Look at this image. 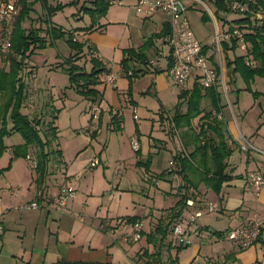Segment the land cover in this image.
<instances>
[{"label": "rangeland", "instance_id": "1", "mask_svg": "<svg viewBox=\"0 0 264 264\" xmlns=\"http://www.w3.org/2000/svg\"><path fill=\"white\" fill-rule=\"evenodd\" d=\"M47 1L51 6H56L58 4L63 6L60 11L51 18V24L55 27H61L63 31L67 32L77 28H85L91 24V16L83 15L79 10L83 4L89 7L90 2L93 0ZM117 1L121 2V5L116 4L114 6H109L111 8L107 13V17H94L93 21H95L96 26H102V28L95 31V34L90 38V42L97 47L98 59L108 66V68L112 67L115 73L118 72L122 51L126 49H134L137 51L142 45L143 37H147V35L149 37L152 31L159 30L162 20L166 18L159 14L155 15L153 19H141V17L138 16V20H135L132 25H129L127 24L128 20L125 11L126 8L133 5L136 0ZM16 2L17 0H7V3H0V11L2 6H7V4H13L15 6ZM70 2H73V4L69 5ZM201 2L215 15L220 31L226 28L222 26L220 19H226L230 23L240 17L236 13H229L226 15L224 12H217L214 5L206 1ZM15 11V15L8 14V16L2 15L0 12V19L3 18L0 22V68L6 70L7 65L4 62L3 55L6 54L8 50L6 46V37L18 13L17 7H15ZM44 16L45 13L40 9L38 4H35L29 18L23 23V27H40L44 29L46 26L43 24ZM187 17L195 37L201 41L202 44L211 42L215 36V30L210 19L204 20L206 17L204 8L199 4H194L189 10ZM140 22L141 24L144 23L143 27H140ZM41 36H45V34L41 33ZM74 37L77 41H81L80 35H75ZM70 53L71 51L67 47L65 41L57 40L52 47L36 51L35 54L26 61L25 68L21 72V77L26 85L27 93L23 104V110L25 109L24 114L29 118L39 119L42 122L39 129L43 137L46 130L45 125L50 123V121L52 122L51 119L54 115L55 108L57 110L61 109L58 115L56 113L57 118L54 120L53 126L56 127L58 132V139L56 142V144L60 145L58 150L60 149V151H62L65 161L69 163V160L79 151H85L86 147H88L85 152L91 156L90 158H92V161H94L93 159L96 160L97 165L85 170L86 175L81 178V184L82 179L83 184L81 190L78 192L80 198L79 205H77L75 212H72V214H70L71 211L69 212V216H71L67 224L63 223L61 225V222L59 223L58 218L55 217L58 216L59 213L53 208H49V206L47 207L51 210V213L48 216L44 209L37 211L20 209L24 205L22 204L23 199H16V201L13 202L7 211L11 212V215L4 221L7 229L5 232L11 240L22 242L24 248H22V246L20 247L19 244L15 245L9 241L4 251L0 249V262L3 264H15V262L21 264V255L15 259L14 254H12L15 253L16 250L20 252L24 249V257L28 259L31 251L36 250L35 247L41 246V248L44 249L47 243V234L51 232L52 236L49 238L48 251L50 252L55 246V230L59 232L61 230L59 234L61 241L70 239L67 234L69 231L70 233H75V237L71 240L74 241L75 244L82 243L90 233L92 236L90 245L93 249H100L101 247L112 244L116 247L120 246L127 251L131 250V252L132 250H138L141 247L147 246V248L151 250L152 245L147 244V237L142 233V230L146 232L148 228L149 220L147 213H149V216H152V214L156 216L154 221L151 220L149 225V231H151L152 236L155 237L154 240H156V244H159L160 241V235L154 234L156 226L160 223L162 226H165L173 215L172 209L168 210L166 208L174 203L176 197L164 194V192L167 191L164 182L161 181L158 187L154 186L155 179L152 176L154 173L158 174L169 167V162L172 160L170 151L173 154H175L177 150L181 152L182 148L177 135H175V138L170 137L168 150H166V143L163 142L166 141V135L163 136L161 133L158 134L157 131H154L151 136L148 135L151 139V143L156 139V145L160 144V149L158 146H155L159 149L158 155H148L146 158L140 160L141 162L147 161L146 159L150 160L144 167L136 166L137 161H139L137 158L138 153L132 149L131 141L129 144L128 136L134 131L137 132L138 129L145 130L146 128L147 131H149L151 125L154 123L161 124L162 129L167 133L174 130L171 121L172 117L177 111L185 113L187 102L182 99L178 100V96L176 95L178 90L167 73H164V79L168 85V90L165 92H155L151 84L152 76L150 77L149 73L145 76L135 78L133 82L137 80L134 82L132 92H129V96H131V98L133 97L135 101L137 119L135 120L134 116H132L133 114L131 112L133 107L131 108L130 105H126L125 108L123 97H120L123 109L121 110L122 112H118V116L123 113L124 125L120 127L119 131L110 128L111 130L109 131L112 134H108V141L106 146L103 147L94 141H90L87 133L90 122L92 120H97L98 113L94 111V106L90 107L87 100L80 97L74 89L69 86L68 77L60 68V65L68 58ZM162 54L164 56L168 54V46L166 44L163 45ZM239 54V48H236L235 51L230 52V57L232 56V58H234L235 55L238 56ZM150 57L151 55H148V60H150ZM151 60L150 62H152ZM83 61L84 60H82L80 64L83 63ZM131 66L132 68L136 67V69H142L143 67L141 64L138 65L136 63H131ZM223 68L226 69L224 59ZM116 82L120 89L118 79ZM226 83H228V81ZM149 85L151 86L148 88ZM247 86L249 88H247ZM146 89L148 92H140ZM114 92L113 89H108L106 91L105 97L108 103L111 102ZM227 96L231 108L227 105L225 97L222 94H220V104L223 106L222 110H224L225 120L231 132L235 134L240 132L254 148L264 151V78L255 76L253 81L247 85L239 74H235L232 83L228 84ZM101 98L98 92V100ZM176 106H178L177 109ZM88 107H90V109ZM203 108L209 110L208 104L204 103ZM94 115L96 118H94ZM154 126L157 127L158 125ZM136 135L138 136L137 133H135V137ZM21 143L22 139L18 134H13L11 137L5 138L4 144L8 148V151L0 158V169L6 168L9 165L11 147ZM54 148V145H51L46 150L49 152L51 150L53 151ZM151 148L154 147L151 146ZM37 153L38 148L32 147L27 157L30 158V161L22 158L14 159L9 169L0 176V188L4 187L7 195H15L16 192L22 190L24 192L25 183L29 181V174L32 176L35 175L33 160L37 158ZM240 153L245 156L247 155L236 151L233 161H235V165L237 166L236 170L243 171L245 168V157ZM251 155L264 163V159L259 155ZM49 163L47 164V168L54 171V161L52 160L51 166ZM169 168L172 169L173 165ZM260 168V171H262L263 167ZM178 192H182L181 188L178 189ZM86 193H89V196H86ZM187 194L191 195V193ZM193 196L192 194L191 197ZM208 197L211 198V195ZM87 198H89V200ZM41 199L40 202H42ZM85 199H87L86 203L83 202ZM69 203L70 200L63 214L67 212ZM81 203H83L82 206L86 208V211L80 208L82 207L80 206ZM208 203L216 204V202L211 199L208 200ZM154 209L157 211L156 213H152ZM59 212L61 215L62 210ZM215 213L216 212L208 213L206 217L205 214L204 217L200 219L201 222L207 220L209 222L213 221L214 223ZM47 216L46 229H43L44 221ZM19 218H22V224ZM132 220H136V223L139 221L143 224L140 231V239L137 242L130 241L128 238L124 241L122 238L124 232L133 233L132 226H130ZM36 221L38 223V229L37 234L34 235L33 232ZM104 221L112 224L121 221L126 222L121 224V227L116 231L109 229L107 233H104V230L102 231L103 226L101 224L99 225V223H103ZM11 222H15V224H11ZM57 225L60 229L56 228ZM180 225L185 228L183 226L185 225L184 222ZM216 225L221 227V224ZM15 226H17V228H15ZM45 234L46 239L43 236ZM167 243H170L172 248L178 246L172 235L167 236L166 241H163L161 244V252L165 250L164 248ZM190 244L185 246L188 247V250L193 247L192 244ZM178 247L180 248L178 253L186 249L180 246ZM172 250L171 257L174 259L176 253L174 249ZM186 254L187 253L183 255L180 254L179 256L183 259ZM33 255H35L34 252ZM161 259H163L162 256ZM32 264H34V262Z\"/></svg>", "mask_w": 264, "mask_h": 264}, {"label": "crops", "instance_id": "2", "mask_svg": "<svg viewBox=\"0 0 264 264\" xmlns=\"http://www.w3.org/2000/svg\"><path fill=\"white\" fill-rule=\"evenodd\" d=\"M258 1H259V4L257 5V7L264 9V1L263 0H258ZM134 4L131 6H128V8H126V11H125V15L128 20L127 24L129 25H132V23L135 20H138L137 19L138 15L135 13V10L133 7ZM38 6L40 7L39 4ZM110 8L111 7H109V9ZM109 9L107 10L105 17L108 16L107 13L109 12ZM153 17L150 19H153ZM260 20L261 21L264 20V17L258 19V21ZM143 25L144 23L141 24L140 27H143ZM164 27H167L168 29L166 18L165 20H162L160 29L157 31H152L149 35L153 36V35L159 34ZM94 34L95 33L93 32L91 34L84 35L80 39L81 41H87L89 44L93 46L94 56L98 59L97 47L95 44L90 42L91 41L90 38ZM150 36L148 37L147 35V37H143L142 45L148 40V38H150ZM154 43H155V46L147 50L145 53L147 56V59H148V55H151L150 60L153 58L151 60L152 62H150V60L147 61L148 62L147 65L142 67V70L146 71V74H143V75L139 74L138 77L145 76L147 75V73H149L150 77L152 76L151 84H152V87L155 89V92H165L168 90L167 82L164 79L165 78L164 73H167V67H168V60L166 58L168 54L167 56H164L162 54L163 45H165V38L155 40ZM210 43L211 42L205 43V45H209ZM223 44L231 47L228 43H223ZM239 51H240V54L238 56H243L245 54L241 50ZM230 52H233V51L224 52L222 50V58L225 60V64L227 62V59L229 60L233 59L232 56L230 57ZM210 53L213 54V51L210 50L209 54ZM158 58H160V60H157ZM102 64L110 72L109 75L103 74L102 76H100V85L97 87V90L100 93V96L102 98L100 100L97 99L98 101L96 100L94 103L88 99H85L83 97L82 98L84 100H87V102L90 104V107L94 106V111L98 110L97 120L96 121L92 120L88 127L89 129L87 133L90 138V141H94L98 143L99 145L105 147L108 141V134H112L109 131L111 130L110 128H113V126L111 125V117L113 114L119 115L118 112H120L123 109V105H122V101L120 97H123V102H124L123 104H125V108H126V105L128 106L130 105L131 108L133 107L132 112H131L133 114L132 116H134V113L136 114V111H135L136 104H135V101L133 100V97L131 98V96H129V92H132L133 84L137 79L133 82V80L135 79L133 78L132 82L129 84V80L125 76L120 66V62H119V68H118L117 73H115L112 67L108 68V66H106L103 62ZM222 64H223V60H222ZM155 69L163 70L164 72L160 74H154L153 71ZM133 70H139V68L137 69L136 67L132 68L131 63H130V71H133ZM130 71H129V74H131ZM228 71L229 70L227 68L226 69L223 68V76H224L225 82L227 81L229 82V77L227 75ZM110 75L114 76V81L111 83L107 81V77ZM117 79L120 84V89L117 86V82H116ZM226 84L228 86V83ZM195 85L197 84L193 80H190L187 85L186 91H179L178 88L176 87L178 90L176 95L178 96L179 93L181 92L190 93ZM150 86L151 85H149L148 88ZM108 89H111V90L113 89L115 91L110 103L107 102L106 97H105L106 91ZM147 89L140 91V92H147ZM204 103L208 104L209 110H205L203 108ZM90 107L88 108L90 109ZM230 108H231V105H230ZM201 109L205 111L212 110L210 103L207 99L202 100ZM24 110L22 109L23 113H24ZM55 110L57 109L55 108ZM57 111H58L57 112V115H58L61 109H58ZM120 116H119L120 117L119 128L122 127V125H124L123 113H121ZM221 116H222V121L224 122L225 127L229 135L231 136V139L234 142V144L228 142V145L233 149V153L227 159V168H226V172L232 177V180L224 183L218 194H215L210 189L206 188L202 183H200L197 186V189L195 191L193 189H189L190 188L189 185L186 182L182 181L181 177L176 174V167L174 168L175 165L172 160H170L169 162V167L173 165V168L171 169L168 167L166 170H163L160 172V173L162 172L165 173V176L163 178L157 177L160 173L158 174L154 173V175L152 176L155 179L154 186L158 187L159 183L162 181L165 183L167 187V191L164 192V194L176 197V199L174 200V203L171 204L170 207L166 208L168 210H171V208H173L176 205V203L180 199V195L185 194L186 188L189 189L188 192L193 193L194 196L187 200H192L194 202V206L192 208L185 207L181 215L182 216L181 220L185 219L194 210L203 208L209 199L216 202L218 209L215 213L214 223L213 221L209 222L207 220H204L201 222L200 219L204 217L205 215L204 214L202 217H200L196 221L194 225H191L189 227V231H188L189 237L188 238L191 241V244L193 246L191 247L192 249L190 248L188 250L187 249L188 247H181V248H186V249H183L182 251L178 253V250L180 249L178 246H176V248H172L171 244L167 243V245L164 248L165 250L161 252L160 248H161L162 241L161 239H159L160 241H159V244L157 243L158 244L157 245L155 242L156 240H154L155 238L154 236L151 237L150 240L146 238L147 244L152 245L151 250L148 249L147 248L148 246H147V247H141L138 250H132L131 252V250L127 251V250L122 249L120 246L116 247V246H113L112 244L106 245L105 247H101L100 249L98 248L93 249V247H91L90 245L92 241V236L90 235V233L87 235V238H85L82 243L75 244L74 241H71L75 237V233L73 232L70 233L69 231L67 234L70 238L68 240L70 241L68 240L61 241L60 235H59L61 230L60 232L58 230H55L54 232L55 238H56L55 244H54L55 246L50 252L48 251H49V238L50 236H52L51 232L47 234V239H46V234L43 235L47 242L45 245L46 247L44 249H42L41 246L39 247L34 246L36 250L31 251V254L28 259L27 257H24L25 256L24 249L23 251L21 250L20 252L16 250L15 253H12L14 254V258L17 259L21 255V262H20L21 264H32L33 262L34 264H264V187L260 188L259 190H255L253 187L249 185L246 179L247 174L249 172L260 171L261 170L260 167H263L262 169L263 172L262 171L260 172H262L264 175V163L262 161L257 160L251 154L245 156L240 153L243 157H245V165H244L245 168L243 171L236 170L237 166L235 165V161H233V157H235L234 153L236 151L240 152L238 149L237 138H238V135L241 133L238 132L237 134H235L234 132H231V130L229 129L227 125L228 123H226V120H225L224 110L221 111ZM197 120L198 119H195L192 121V126H196ZM154 125H158V126L155 127ZM172 126H173V123H172ZM154 131H157L158 134L161 133L163 136L166 135V141H163L164 143H166L165 145L166 150H168L169 148L168 144H169L170 137L175 138L176 137L175 135H177L180 146L182 148L181 151H183V147H182L181 140H180V134H182L183 132H186V127L182 129H177V130L176 128H174V130H171L167 133L164 129H162L161 124L154 123L151 125L149 131H147L146 128L145 130L138 129L137 132L134 131L132 134L128 136V141L130 144V141L135 137V133L138 134V136L136 135V138H137L138 145H139V152H138V157H137L139 161L146 158V156L148 155H152V154L158 155L160 144L156 145V142H155L156 139L154 140L152 139L153 141L151 143V139L150 137H148V135L151 136V134ZM56 132H57V129H56ZM56 134H57V139H58V132ZM57 139L55 142L51 144V145H54L55 147L53 151L51 150L53 153H50L51 151L48 152L46 150L47 148L43 149L45 153H50L45 163L44 171L38 172V173L35 172L34 176L29 174L30 182L28 181V183H25L24 192L22 190L20 192H16L15 195H12V194L7 195L4 190V187L0 188V249H2L3 251L9 241L15 245L19 244L20 247L22 246V248H24L22 242L11 240V238H9L5 232L7 229H6L4 221L9 215H11V212H7V211L9 210L13 202L16 201V199H23L22 204L28 205L31 202H33L37 198L38 193L41 192L42 202H39L41 206L40 209H44L46 211V215L49 216L51 213V210L48 209L47 207L49 206L48 204L49 200L53 196L57 195L56 193L58 192L61 186H69V187L71 186V188L75 190L76 196L70 199V203L68 204V209L66 213L64 214L61 213V215L59 213L58 216H55L58 218V222L59 223L61 222V225L63 223L67 224L69 222L70 216H71V215L69 216V212L71 211L70 214H72V212H75L77 209V205H79L80 198H79L78 192L79 190H81V186L83 184V179H82V184H81V178L85 177L86 169H88L89 167L92 168L93 161H92V158H90L91 156L87 152H85L88 148L86 147L85 151H79L71 160H69V163H67L63 157L62 151H60V149L58 150V147H60V145L56 144ZM159 142L163 143L162 141H159ZM151 146L154 148H151ZM155 146H158L159 149L156 148ZM7 149L5 152L8 151ZM55 151L56 153H54ZM176 152H180V150H177ZM170 153H171V157L175 155L171 151ZM10 157H11V154L9 155V158ZM52 160L54 161V164H55L54 171L49 170V168H47L48 167L47 164L49 162L51 166ZM36 161H37V158H36ZM169 172H172V173L169 174ZM180 188L182 191L181 193L178 192V189ZM210 195H211V198L208 197ZM86 196H89V193H86ZM87 199L89 200V198ZM87 199H85L83 202L86 203ZM82 204L83 203H81L80 206H82ZM23 206L19 208L23 209ZM80 208L86 211L85 207L82 206ZM40 209H37V210H40ZM23 210H29V209H23ZM37 210H32V211H37ZM156 212L157 211L155 209L152 211V213H156ZM207 215L208 214H206L205 217ZM48 216L44 221L43 229H46ZM147 217L149 220L147 231L145 232L144 230H142L143 231L142 233L145 237L148 234L152 235L151 231H149V225L151 223V220L154 221L156 216H154L153 214L152 216H149V213H147ZM254 219H257L258 221L261 222V228H260L257 240L251 247L244 249V250H240V251L237 250L226 239L225 234L228 231L238 228L242 225H245L247 222H249L250 220H254ZM19 221L22 224L23 222L22 218H19ZM125 222L121 221V222H116L112 224V223H107L104 221L103 223H99V225L101 224L103 226L102 231L104 230V233H107L109 229H113L116 231L117 229L121 227V224ZM178 222H176L173 226H175ZM138 223L142 224L139 221ZM11 224H15V222H11ZM216 224H221V227H219ZM130 226H132V232H133V224H130ZM15 228H17V226H15ZM56 228L60 229L58 225ZM37 229H38V223L36 221L34 232H33L34 235L37 234ZM171 230L167 234V236H171ZM126 235H130V233H127V232L123 233L122 238L124 241H125ZM164 241H166V239ZM172 249H174L176 253V257L174 259L171 257ZM33 252L35 253V255H33ZM185 253L187 254L184 255V258L183 259L180 258L179 255L180 254L183 255ZM161 256L163 257V259H161ZM18 263L19 262H15V264H18ZM0 264H3V263L0 262Z\"/></svg>", "mask_w": 264, "mask_h": 264}, {"label": "trees", "instance_id": "3", "mask_svg": "<svg viewBox=\"0 0 264 264\" xmlns=\"http://www.w3.org/2000/svg\"><path fill=\"white\" fill-rule=\"evenodd\" d=\"M201 1L214 5L217 12L226 11L225 0ZM0 3H7V0H0ZM35 4H39L41 10L45 13L43 24L46 26L44 29L40 27H23V23L29 18ZM71 4L73 2L69 3V5ZM258 4L259 1L256 0V5ZM109 6L107 0H93L90 2L89 7L83 4L79 11L83 15L91 16V24L85 28L65 32L61 27H55L51 24V18L63 7L61 4L51 6L47 0H17L15 7L18 8V13L14 18L10 32L7 34L8 50L3 55L7 70L0 68V158L7 149L4 144L5 138L18 134L22 139V144L11 147L9 165L0 169V176L9 169L14 159H27L28 151L32 147L38 148L35 167L37 173L44 171L47 158L50 153H53L52 151L45 153L43 149L49 148L57 139L53 122L58 111L54 110L52 122L50 121L45 125L46 130L43 137L39 129L42 122L39 119H31L22 112L27 93L21 72L25 68L26 61L36 51L52 47L57 40L65 41L71 55L60 65V68L67 75L69 86L78 95L93 103L98 99L97 87L100 85V76L103 74L109 75L110 72L94 56L93 46L87 41H77L74 36L80 35L82 37L100 30L102 26H96L95 21H93L94 17H104ZM204 20H209V17L206 15ZM220 20L224 21V19ZM230 23L239 26L247 24L249 32L244 35V41L247 44L245 54L235 56L232 60L227 59L228 84L232 83L235 74H239L245 83L249 85L255 76L264 78V20H254L255 25H252L248 18H238ZM168 32L167 27H164L159 34L148 38L137 51L134 49L122 51L120 66L128 78L129 84L139 74H146V71L142 69L130 71V63L146 66L148 59L145 51L155 46V40L165 38ZM41 33H44L45 36H41ZM222 45L224 52L234 51L237 48L235 42L229 44L231 47L225 44ZM82 60L84 61L80 64ZM129 71L131 74H129ZM163 72V70L156 69L153 71L154 74ZM247 88L249 87L247 86ZM181 99L187 102L186 112L177 111L172 117V123L176 130L186 127V132L180 134L183 151L172 157L176 174L189 185V189L195 191L197 186L202 183L206 188L218 194L222 185L232 180V177L226 172V168L227 159L233 153V149L228 145V142L234 144L224 122L217 119V115H221L223 108L220 104V93L215 88L202 90L195 85L190 93H179L178 100ZM203 99L209 101L212 110L205 111L201 109ZM195 119H198L197 124L192 126V121ZM119 120L120 117L117 114L112 115L111 125L114 130H120ZM146 160L145 162L138 161L136 166H146L150 162L149 159ZM171 173L169 172V174ZM164 176L165 173L162 172L157 177L163 178ZM189 189L186 188L185 194L180 195L176 205L171 208L173 215L169 222L165 226H162L161 223L156 226L154 234L160 235L162 242L166 239L173 225L181 220V215L186 207L185 202L187 199L192 198L193 193L188 192ZM187 193H191V195ZM135 223L136 220L131 221V224L134 225ZM146 237L150 240L153 236L148 234Z\"/></svg>", "mask_w": 264, "mask_h": 264}, {"label": "built area", "instance_id": "4", "mask_svg": "<svg viewBox=\"0 0 264 264\" xmlns=\"http://www.w3.org/2000/svg\"><path fill=\"white\" fill-rule=\"evenodd\" d=\"M110 6L116 4L121 5L117 0H107ZM194 4H199L204 8L206 15L212 21L215 36L209 45L202 44L191 30L187 14ZM224 6L226 15L229 13H236L239 18H248L254 24V20L264 17V9L257 7L256 0H225ZM135 13L142 19H150L156 14L164 15L167 18L168 34L165 37V44L168 46V60L169 68L167 73L172 79L174 85L179 91H186L190 80H193L202 90L215 88L220 94L224 95L227 105L230 108L228 100V86L223 76L222 64V44H232L235 42L236 47L245 53L247 44L244 41V35L249 32L248 25H235L229 23L226 19L222 22V31L219 30L215 15L209 8L201 2V0H136L134 4ZM1 14L8 16L15 15V6L7 4L2 6ZM3 18L0 19V21ZM6 46L8 44L6 43ZM213 51V54L209 52ZM157 60H160L158 58ZM108 82L114 81V76L107 77ZM98 113V110H96ZM96 118V116H94ZM136 120V114L134 113ZM218 120H222L221 115H217ZM238 149L244 154H257L264 159V151L254 148L241 134L237 138ZM131 147L136 152L138 151L137 138L131 140ZM30 161V158H27ZM36 165V159L33 160ZM97 165L96 160L92 162V166ZM247 182L255 190L264 187V175L260 171H251L247 174ZM74 189L69 186H61L57 195L49 200V207L60 213L65 212L67 203L74 198ZM41 192L38 193L37 198L28 205L23 206V209L37 210L40 209ZM187 208H192L194 202L187 200L185 202ZM218 206L216 204L206 203L203 208L194 210L185 219L180 220L173 226L171 235L175 242L180 247H185L190 244L188 238V231L191 225L204 214L216 212ZM184 222L183 228L180 224ZM142 225L134 224L133 233L125 236L130 241L137 242L140 239V231ZM261 228V222L257 219L250 220L245 225L228 231L225 234L226 239L237 250H244L251 247L258 238Z\"/></svg>", "mask_w": 264, "mask_h": 264}]
</instances>
